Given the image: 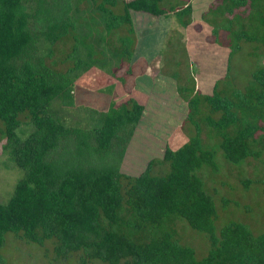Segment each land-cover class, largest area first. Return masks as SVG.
<instances>
[{
  "label": "trees",
  "instance_id": "obj_1",
  "mask_svg": "<svg viewBox=\"0 0 264 264\" xmlns=\"http://www.w3.org/2000/svg\"><path fill=\"white\" fill-rule=\"evenodd\" d=\"M135 13L192 25L191 0H0V142L22 171L0 203V264L8 233L45 247L51 263L76 255L78 264H264V223L259 232L240 220L218 228L214 199L198 176L203 166L219 171L217 150L238 169L249 159L264 161V65L253 66L242 89L227 80L244 46L253 60L264 57V0L209 6L203 17H210L213 40L222 37L229 50L226 74L210 94L177 88L195 135L130 175L122 164L144 105L133 98L117 103L116 92L106 110L88 107L86 127L68 124L73 115L62 108L75 106V86L91 75V87L101 73L126 83ZM66 43L75 62L62 73L47 61ZM123 66L125 76H114ZM54 101L60 110L51 108ZM22 120L31 126L26 138L18 135ZM256 177L238 182L244 191L261 186L264 194V175ZM182 221L204 236L201 258L179 238Z\"/></svg>",
  "mask_w": 264,
  "mask_h": 264
},
{
  "label": "rangeland",
  "instance_id": "obj_2",
  "mask_svg": "<svg viewBox=\"0 0 264 264\" xmlns=\"http://www.w3.org/2000/svg\"><path fill=\"white\" fill-rule=\"evenodd\" d=\"M213 2L214 0H191L192 25L182 31L173 15L157 18L143 13L133 14L136 41L131 61L132 75L126 83L120 84L117 78L101 73L99 80L91 87L94 82V76L91 75L92 80H87L88 84L79 85V88L78 85L75 86L76 103L73 108H62L57 101L53 102L51 108L61 107L64 114L70 110L73 117L68 124L73 125L79 121L81 125L76 126L86 127L84 125L86 117L89 116L87 114L89 108L97 111L106 110L116 92L119 93L117 103L133 98L144 105L146 111L124 157L122 169L124 173L130 175H137L146 167L149 160L160 159L165 147L174 151L179 149L195 135L196 131L193 125L185 122L187 102L179 96L177 88L180 87L182 90L194 88L199 94H210L215 83L224 78L227 70L229 50L223 46L225 39L221 37L220 42L214 41L212 27L209 24L210 17H203ZM71 47L72 43L57 46L54 59L48 60L47 65L58 72L67 71L75 62L67 57ZM248 52H251V49L244 46L243 51L234 56L227 76V80L239 89L244 88L256 63L264 65V57L253 60ZM147 63H151L149 68H146ZM106 65L110 69L115 63L111 61ZM143 73L151 76L152 82H144L148 80ZM114 76H125V67L123 66ZM227 80L223 81L228 85ZM114 90L117 91L112 94ZM30 133L31 126L22 120L18 135L20 138H26ZM3 143L4 140L0 142V203L8 201L15 184L22 176V171L7 160V156L2 152ZM214 160L219 166V171L213 173L210 168L203 166L198 176L206 193L214 199L220 216L216 226L221 228L230 221L240 220L248 223V227L258 226L256 232L262 231L263 190L261 191V186H252L244 191L238 181L240 178L263 176L264 161L249 159L246 165L238 169L225 160L220 150L216 151ZM224 199L228 200V206H223ZM182 222L179 238H185L184 244L193 247L197 257L201 258L206 247L204 236L193 231L185 221ZM45 249L37 244L17 240L12 233H8L1 253L5 264H78L76 255L70 257L66 263H51L48 258L45 259ZM92 264L105 263L95 261Z\"/></svg>",
  "mask_w": 264,
  "mask_h": 264
},
{
  "label": "crops",
  "instance_id": "obj_3",
  "mask_svg": "<svg viewBox=\"0 0 264 264\" xmlns=\"http://www.w3.org/2000/svg\"><path fill=\"white\" fill-rule=\"evenodd\" d=\"M180 28H181V31L186 29V28L184 29V28H182V27H180ZM150 64H151V63H149V64L147 63V64H146V68H149ZM147 65H148V66H147ZM144 71H145V70H144ZM142 75H144L145 79L148 80V81H144V82H152V80H151V76H149L148 74H145V73H143ZM139 84H140V83H139V81H138V82H137V86H138V87L140 86ZM145 111H146V110L144 109V113H145ZM122 165H124V161H123V164H122ZM122 167H123V166H122Z\"/></svg>",
  "mask_w": 264,
  "mask_h": 264
}]
</instances>
